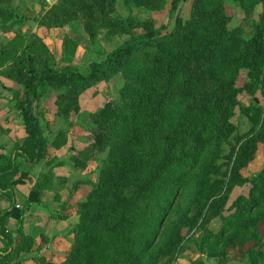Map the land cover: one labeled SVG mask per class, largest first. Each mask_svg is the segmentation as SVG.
Masks as SVG:
<instances>
[{"label":"trees","instance_id":"obj_1","mask_svg":"<svg viewBox=\"0 0 264 264\" xmlns=\"http://www.w3.org/2000/svg\"><path fill=\"white\" fill-rule=\"evenodd\" d=\"M118 1H45L39 16L32 17L18 14L14 0H0L1 32L30 21L38 25L33 32L14 31L0 47L4 76L22 86L12 94L26 131L22 144L0 152V191L13 201L0 210V239L7 246L0 251V264H24L21 256L35 243L20 229L14 242L4 226L7 217L24 221L14 188L30 171L18 157L37 164L48 156V148L60 149L68 141L67 129L55 133L43 124L42 99L54 92L56 108L47 109L68 120L80 112L85 91L117 75L124 79L119 96L89 114L90 141L70 156L83 169L90 161L100 163L98 181L78 204L72 247L62 263L41 264H158L161 258L172 264L195 228L203 233L193 242L208 257L223 256L236 240H253L251 262L263 264L264 167L250 177L242 170L264 142V0H234L243 10L260 8L251 35L230 25L229 0H193L188 17L180 9L189 0H171L168 22L161 26L151 15L135 16V10H161L167 0H123L125 16L118 12ZM65 26L72 30L58 55L39 30ZM78 26L91 44L127 38L83 71L74 63L85 40ZM243 69L248 77L239 86ZM245 91L248 104L241 98ZM238 109L252 123L244 133L234 121ZM51 181L52 167L31 190L27 208L41 204ZM246 184L248 194L237 196L230 213L223 214L230 192ZM220 215L221 229L207 228ZM196 264L207 263L199 259Z\"/></svg>","mask_w":264,"mask_h":264},{"label":"rangeland","instance_id":"obj_2","mask_svg":"<svg viewBox=\"0 0 264 264\" xmlns=\"http://www.w3.org/2000/svg\"><path fill=\"white\" fill-rule=\"evenodd\" d=\"M35 1H39V6L35 7ZM47 0H14V4L17 7L18 14L27 13L31 16L34 14L39 15L41 13L40 7L41 5L45 3ZM193 0H189L187 2H184L181 5L180 13L184 17H188L191 10ZM171 0H167V4L162 8L161 10L151 11L147 10L145 8L143 9H136L135 10V16H146L151 15L154 18L155 25L161 26L162 24L168 22V16H169V10L171 7L170 4ZM39 9V11H38ZM258 8L255 11L252 10H243L241 6L234 0H229L226 3V10L227 14L231 17L230 25L232 27L235 26H242L244 27L246 34L251 35L254 29V26L258 20ZM118 12L119 14L125 16L126 15V9L123 3V0L118 1ZM170 25H172V21L170 20ZM37 24V23H36ZM35 22H31L32 30H36L38 25H36ZM79 29V32L83 35L84 41L80 42V46L77 50L75 58L77 59L78 66L81 70L86 71L89 68V62L92 59H101L104 57V54L114 48H116L119 44L123 42L124 39L127 37L125 36H115L112 39H103L97 44H91L88 40V35L83 31L82 26L77 27ZM29 29V28H27ZM22 29L18 26L14 27L11 32L9 33H3L0 30V47L5 45L8 40L14 35V31H19ZM30 31V29L28 31ZM54 32H50L49 29H41L39 32L41 34H44L46 37H48L50 42V47L52 51L56 52L58 55H60V52L62 51V42L60 43V37L63 36L65 32H63L60 29H54ZM62 31V32H61ZM141 31V30H137ZM66 35V34H65ZM64 38V37H63ZM63 41V39H62ZM55 53V54H56ZM247 73L248 71L246 69H243L239 75L238 78V85L242 86L244 82L247 80ZM123 77L121 75H117L111 79V81L101 84L97 89L91 88L84 92V94L81 97L80 106L81 110L78 113H72L70 118L68 120H65L61 118L60 116H57L56 114H52L48 111V107H55L54 92L51 94H48L46 98L42 99V103H45L42 105L43 108L46 109V113L44 114L42 118L43 124L48 123L51 126V130L55 133L60 131L61 129H67L68 134L67 135L68 141L65 146V156H63V159H67L66 163H69V167L77 168V171L74 172V174H69V172H64V175H61L63 179H59L57 181L56 186H58L59 193L60 191H66V197L68 198L66 204L71 202L72 196L79 193L76 196L86 197L89 192L92 190L93 184L96 183L99 179V162H90L87 164L86 168H79L73 165V162L70 159V156L75 153V150H81L84 149L90 139H89V133L88 128L92 126V122L90 119V113L93 111H97L100 108H102L105 104V102L109 98H116L119 96V89L121 85L123 84ZM14 89H22L21 84L13 79H9L4 76L3 69L0 68V115L3 114L1 111H6L10 113H17L18 110L15 106V102L13 100V94L12 90ZM243 100H245V103H249L251 98L248 96L246 91L241 96ZM56 108V107H55ZM234 121L237 124V128L239 132L244 133L251 127V120L248 116L242 114L240 110H236ZM50 129V128H49ZM54 137L50 135V139L52 140ZM73 147V148H72ZM68 151V152H67ZM101 157H105V154L100 155ZM56 157H58L56 155ZM55 165L52 167L54 169H58L59 166L57 163L61 160V158L58 157L56 159ZM226 159H222L221 162H225ZM48 162V161H46ZM63 165V164H62ZM264 167V142H260L258 144V151L256 153V157L253 161L249 163L247 168L242 170V173L244 176L250 177L251 174L260 171ZM65 179V180H64ZM250 188V184H246L243 186L237 185L234 187V189L230 192L229 198L227 200L225 211H223V214L227 215L230 213L229 207L232 204L233 200L239 196V195H247L248 190ZM58 201L61 199L59 195L56 196ZM76 212V216L79 219V206H77V209L75 206H73ZM57 211L56 218L63 219L68 217L67 215H63L61 211ZM222 214V215H223ZM216 216L212 218L207 223V228L212 229L213 231H218L221 229L224 219L223 216ZM77 222H72V225L69 227L70 231H74L73 228L75 227ZM260 232L263 235V246L262 249L264 250V219L260 222L259 225ZM203 233V230L201 228H195L193 229L190 234L188 235L187 239H191L187 241L186 249L181 253L180 256L175 258L174 261H172V264H196V261L199 259H202L207 264H252L251 257L249 254V249L253 246L254 242L253 240H249L246 242H240V240H236V243L232 246H228L226 249H224L225 254L223 256L211 258L208 257L206 254H203L195 245L193 242L194 239L198 238ZM6 239H4L5 241ZM71 242V241H70ZM72 246H66V247H56V252L58 253V256L56 257L57 261H65V257L67 256L68 251L71 249ZM51 250L53 248L50 246ZM66 248V250H64ZM33 251V250H32ZM167 261V258H161V262L158 264H165ZM259 264V263H257ZM262 264V263H261ZM264 264V263H263Z\"/></svg>","mask_w":264,"mask_h":264},{"label":"crops","instance_id":"obj_3","mask_svg":"<svg viewBox=\"0 0 264 264\" xmlns=\"http://www.w3.org/2000/svg\"><path fill=\"white\" fill-rule=\"evenodd\" d=\"M47 1L49 2V0ZM36 6H39V1H35V7ZM40 9L42 11V7H40ZM34 16L39 15L34 14L32 17ZM31 22L32 21L25 22L19 27L23 32H30L32 30ZM35 26H37V24ZM27 28H29L30 31H28L29 29ZM49 30L50 32H54V29ZM60 30L65 32L63 36L60 37L61 43L65 34L71 32L72 29L70 26H65L60 28ZM45 40L50 44L48 37L45 36ZM56 56L59 59V56ZM74 63L78 64L76 58ZM1 112L3 114L0 115V152L8 153L12 152L18 144H22L24 138L26 137V131L23 124V118L19 112L12 113L11 115H9L10 113L6 111ZM68 135L70 138V134ZM65 146L66 145L60 149L52 147L48 148V156L37 164L27 162L23 157H18L17 159L18 163L23 164L24 169H28L30 171V176L26 178L23 183L15 186L14 188L17 207L25 210L24 221L22 224H19L14 217H7L5 219L4 226L8 229L10 237L14 242H16L15 239L18 235V229L34 237L35 243L32 249L28 253L21 256L25 259L24 264H41V262L44 260H52L58 263L56 260V257L58 256L56 247L72 246L75 233L74 231H70L69 227L72 225V222L78 221V217L76 216V213L78 212L75 211L73 206H75L77 209L79 202L84 197L80 198V196H76L79 194L77 193L72 196L71 202L66 204L65 202L68 200L65 193L66 191L63 190L59 193L58 186H56L59 184H57V181H59V179H63L61 175H64V172L67 171L69 174H74V172L77 171V168H68L67 166L70 165V161L69 163H66L67 159H63V156L67 154L64 150ZM56 155L61 158V160H63V165L59 166L58 169L53 168L54 181H51L49 187L43 190L41 195V204H33L27 208V201L31 190L34 188L39 179L42 178V174L49 171V169L55 165L54 163L57 161L56 159H58ZM52 158H54V160ZM57 195L61 197L59 201L56 198ZM12 202L13 201L10 194L0 191V210L9 208ZM55 210L61 211L63 215H67L68 217L63 219L56 218L57 211ZM42 235L45 236L46 239L43 244ZM50 246L53 248V250H51ZM6 248V242L0 239V251L4 252L6 251ZM64 250H66V248Z\"/></svg>","mask_w":264,"mask_h":264},{"label":"water","instance_id":"obj_4","mask_svg":"<svg viewBox=\"0 0 264 264\" xmlns=\"http://www.w3.org/2000/svg\"><path fill=\"white\" fill-rule=\"evenodd\" d=\"M55 0H49L50 3H53Z\"/></svg>","mask_w":264,"mask_h":264}]
</instances>
